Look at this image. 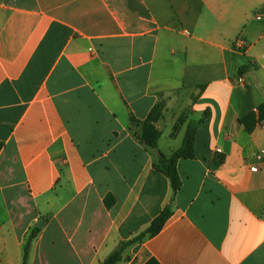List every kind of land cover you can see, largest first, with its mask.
I'll use <instances>...</instances> for the list:
<instances>
[{"label": "crops", "instance_id": "0c3cea01", "mask_svg": "<svg viewBox=\"0 0 264 264\" xmlns=\"http://www.w3.org/2000/svg\"><path fill=\"white\" fill-rule=\"evenodd\" d=\"M262 106L264 0H0V264H264Z\"/></svg>", "mask_w": 264, "mask_h": 264}, {"label": "trees", "instance_id": "16d2710c", "mask_svg": "<svg viewBox=\"0 0 264 264\" xmlns=\"http://www.w3.org/2000/svg\"><path fill=\"white\" fill-rule=\"evenodd\" d=\"M246 68H242L240 70V73H243ZM162 109L163 106L161 104L156 105V107L151 111L150 115L148 116L146 122L143 124L142 128V135L141 140L144 142L145 145L152 149H158V143L159 139L161 137L160 132L156 128V123L159 121L162 115ZM260 112V118H263L264 115V106H262L259 109ZM201 122L197 121H191L188 124L187 132L185 135V139L183 141V144L179 150H177L170 158L161 157L159 159V162L154 165L155 170L160 173L161 175L168 178L171 182L172 188L174 193H178V191L181 189L182 182L179 175V172L177 170V164L179 160H193L194 159V145H195V139L197 134V129ZM3 148V144L0 143V151ZM224 162L223 156H217L215 158V161H213V167L215 169L219 168ZM110 201L107 200V205ZM171 216V210L170 208L165 209L159 217H157L149 229L142 234L139 237V240L145 238L146 236H152L158 234L165 222L169 219ZM39 233V229L36 228L30 237L28 238L25 246H24V264L27 263L30 250H31V244L33 240L36 238L37 234ZM125 244L121 245V247L112 254L103 264H117L122 259V251L125 248Z\"/></svg>", "mask_w": 264, "mask_h": 264}, {"label": "built area", "instance_id": "2783aa9c", "mask_svg": "<svg viewBox=\"0 0 264 264\" xmlns=\"http://www.w3.org/2000/svg\"><path fill=\"white\" fill-rule=\"evenodd\" d=\"M258 159H260V158H258Z\"/></svg>", "mask_w": 264, "mask_h": 264}, {"label": "water", "instance_id": "95a60500", "mask_svg": "<svg viewBox=\"0 0 264 264\" xmlns=\"http://www.w3.org/2000/svg\"><path fill=\"white\" fill-rule=\"evenodd\" d=\"M38 227H40V226H38Z\"/></svg>", "mask_w": 264, "mask_h": 264}]
</instances>
